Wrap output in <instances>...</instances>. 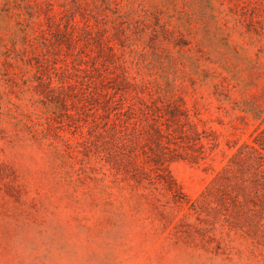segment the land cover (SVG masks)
I'll return each mask as SVG.
<instances>
[{
  "label": "rangeland",
  "instance_id": "obj_1",
  "mask_svg": "<svg viewBox=\"0 0 264 264\" xmlns=\"http://www.w3.org/2000/svg\"><path fill=\"white\" fill-rule=\"evenodd\" d=\"M0 264H264V0H0Z\"/></svg>",
  "mask_w": 264,
  "mask_h": 264
},
{
  "label": "trees",
  "instance_id": "obj_2",
  "mask_svg": "<svg viewBox=\"0 0 264 264\" xmlns=\"http://www.w3.org/2000/svg\"><path fill=\"white\" fill-rule=\"evenodd\" d=\"M185 113L187 112L186 110L184 111ZM187 119L189 120L190 118H189V115L187 116ZM191 123H192V121H190ZM191 126H192V128H194V125L193 124H191ZM261 140V134H257L256 135V137H253V142L256 144V143H258L259 141ZM245 146H248V145H245ZM243 151V149H239V153L241 154V152ZM235 157H238V155H234ZM231 163H233V161H231L230 162V164H228L224 169H223V172H230V169H231ZM219 177V175L216 177V178H218ZM168 192L172 195V199H173V201L174 202H176V203H181V201L180 200H177V198L178 197H182V196H178V195H181V193L180 192H174L171 188H169L168 187ZM210 191V189L208 188L207 189V191L206 192H209ZM184 199V201H187L186 200V198H183ZM188 209V211H189V213H191V212H193V213H196V214H198L199 212H200V206L197 204V201H192V202H190V200H189V205H188V207H187Z\"/></svg>",
  "mask_w": 264,
  "mask_h": 264
}]
</instances>
